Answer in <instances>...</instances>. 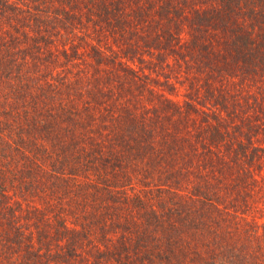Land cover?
<instances>
[{"label": "trees", "instance_id": "1", "mask_svg": "<svg viewBox=\"0 0 264 264\" xmlns=\"http://www.w3.org/2000/svg\"><path fill=\"white\" fill-rule=\"evenodd\" d=\"M230 84L234 123L198 108ZM260 136L264 0H0V264H216L208 212L262 218ZM93 226L112 249L84 243ZM251 236L228 264H264V222Z\"/></svg>", "mask_w": 264, "mask_h": 264}, {"label": "rangeland", "instance_id": "2", "mask_svg": "<svg viewBox=\"0 0 264 264\" xmlns=\"http://www.w3.org/2000/svg\"><path fill=\"white\" fill-rule=\"evenodd\" d=\"M162 80V79H161ZM172 84H174V86L176 87L175 89V93L173 94H169V92H167L165 89L163 91L162 88H156L155 90H160L162 89L163 95L165 96H169L171 97L174 101H180L181 105H183L184 101L187 100L185 95L186 93L189 91V88L184 85V84H180L177 82V80H172L171 81ZM236 82H238L236 80ZM216 85H218L217 83H215ZM230 85H227L226 90H224L223 92H214L213 94L209 95V99H207L205 97V94L203 92H205L204 90H201L199 93V98H197V101L199 102L198 108H201L203 110H205L207 113H209V117H211L212 115H214L216 113L217 117L219 118H223L226 119V121H228L231 117V119L229 120L230 122L234 123L238 116H240L242 114L241 112V102H243V98L241 95L238 94L237 91H231V94L227 91L228 89H230L231 87ZM246 92L249 93H254L256 91V89L254 87H246ZM229 93V94H228ZM233 93L235 95H233ZM195 118H199V117H195ZM202 116L200 117L199 120H201ZM213 121V120H212ZM225 125H222L221 127H224ZM236 125H226L224 127V131H226V127H228V129H230L231 131L234 129ZM243 128V130L245 132H249V130L247 129L246 125H239ZM207 136H210V134H208ZM234 140V139H232ZM237 142H246L245 140V136L244 135H238L236 138ZM255 145L256 147H260L263 148L264 150V138L262 136H260V138L258 139V141H255ZM233 146V145H232ZM261 158H259L257 160V163L262 164V166L264 167V153L260 156ZM256 175L255 177L260 180L262 178H264V168H262V170L260 172L256 171L255 172ZM191 179V184L194 181H197L196 178H194L193 176L190 177ZM40 181H42V183H44V188H46V186L49 184V179H44L42 178ZM46 184V186H45ZM190 188H192V185H190ZM168 192L164 193V199L167 198L168 196ZM31 194L27 195V198H25V200H21L18 196L17 199L19 200V202L22 203V207L24 209H32V208H37V209H41V205L38 199H36L35 197L30 196ZM50 198V197H48ZM258 200H256L255 205L261 209L263 208V212H262V218H260L258 215V213H256V211H254L252 214H249L246 216V218H241L243 222L241 223H245L246 225L244 226V224H242V226H240L238 231H235V228L239 227V226H235V224H233V221L227 222L225 219L226 217H228V210L227 209H223L220 208L219 211H215L214 209L210 210L208 213V219L211 220L212 223V227L216 230L217 232V237H216V242L218 245H215L216 247H211L209 245L210 248L207 249V252L209 253L207 256L211 257V261H213L216 264H228L229 262V258L235 259V257H239L241 253L244 252V248H243V244L244 242H246V240L248 239H252L253 236H251V234H253V232L256 231V223L260 224L261 222H264V196L261 198H257ZM42 200V199H41ZM52 201V204L55 208L54 205V200L53 198L50 199ZM68 198L65 197L62 204L67 207L68 204ZM262 201V202H261ZM57 213L62 212V210H57ZM62 215H64L65 217L71 219L70 215L67 212L62 213ZM136 216V215H135ZM240 217V216H238ZM237 218V217H236ZM236 218H234L233 220L235 221ZM240 220V218L238 219ZM71 221V220H69ZM227 224H226V223ZM108 225L111 224L110 221L107 222ZM255 231H254V229ZM228 229H232L233 231V235H227V233H225L226 230ZM244 230L243 233H241ZM92 232L88 234V238H89V242H85L86 244L90 245V247H93L94 252L96 253V251H106L108 249H112L113 248V244L116 242V239L118 236H120L119 232H116L115 230L111 229H107L106 233L102 234L101 230L97 227V226H93L92 227ZM32 232L33 235L35 236V229L32 227ZM54 229H52L49 232V244L52 245V249L55 247L54 245L57 244L55 239L53 238L54 236ZM229 233V232H228ZM108 241V242H106ZM227 243L231 244V246L228 248ZM212 244V243H211ZM194 245L196 246L197 251L200 253V257H207L204 253V249H205V245H196L194 243ZM108 246V247H107ZM89 247H86V249H88ZM227 256L229 258H227ZM90 261L92 260V258L89 259ZM111 261L113 264H117L115 262V260L113 258H106L105 261ZM53 264V263H52ZM193 264V263H191ZM194 264H202L200 263V259L196 257Z\"/></svg>", "mask_w": 264, "mask_h": 264}]
</instances>
